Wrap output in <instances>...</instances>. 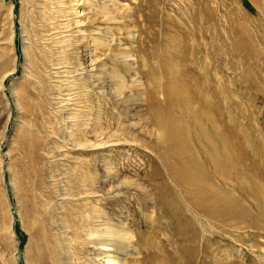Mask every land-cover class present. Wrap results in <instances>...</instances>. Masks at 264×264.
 Wrapping results in <instances>:
<instances>
[{
	"label": "rangeland",
	"instance_id": "obj_1",
	"mask_svg": "<svg viewBox=\"0 0 264 264\" xmlns=\"http://www.w3.org/2000/svg\"><path fill=\"white\" fill-rule=\"evenodd\" d=\"M263 6L264 0H0V264H91L98 247L88 234L102 223L127 234L116 246L125 264L150 262L156 248L165 250L158 264H186L178 252L184 244L171 242V204L159 203L171 200V181L144 129L147 91L162 98L168 83L159 73L162 66L171 73V52L182 58L177 67L191 62L198 70L209 53L225 65L232 27L258 30L264 39ZM255 38L262 78L264 41ZM62 65L67 74L57 79ZM227 70L220 110L253 152L250 173L244 171L263 186L264 100ZM212 222L203 221L211 259L264 264L262 228ZM45 237L53 261L37 255L49 251ZM210 261L199 254L188 264Z\"/></svg>",
	"mask_w": 264,
	"mask_h": 264
},
{
	"label": "bare ground",
	"instance_id": "obj_2",
	"mask_svg": "<svg viewBox=\"0 0 264 264\" xmlns=\"http://www.w3.org/2000/svg\"><path fill=\"white\" fill-rule=\"evenodd\" d=\"M75 6L77 7L76 4ZM84 12L87 14L86 11ZM106 24L108 23L106 22ZM102 25H104L103 21ZM257 31L255 30V34L251 32L245 33L238 27H232L228 31L230 39H227L228 42L225 45L227 62L224 66L220 64V59L216 60L214 53H209L207 60L203 59L204 65L202 64V68L198 70L191 62H185L181 67H179L178 63L177 67L176 63L179 62L178 59L181 57L177 58L171 52V73L164 66H162L163 69L159 73L162 78H165V83H168L167 89L163 88L164 90L161 91L162 98L160 97L161 99H159L156 93L149 91H147L149 93L148 96L145 95L148 97V121L146 120V124L149 127L145 126L144 129L154 137V142L157 146L155 148L158 153L156 158H159L158 162L164 169L169 181H171V191L165 194L171 195V200L159 201V203L171 204V224L174 230L175 228L177 230V238H173L171 235V242L178 240L179 243L184 244V248H180L178 252L181 251L185 255L186 264L191 261L194 263L199 254H203V257L211 260L209 264H221L223 262L211 259V253L206 250L209 239L204 237L206 232L203 221H207L210 226L214 224L212 220H216L221 225H229L230 227L248 226L245 228L255 230L262 228L264 230V217L261 214L264 212V181L261 182L263 185L261 186L250 174L244 171L246 169L250 173V166L254 156L253 152L250 150V153H247L246 148L239 140L241 134L227 125L223 118V111L220 110L222 102L221 79L224 74V68L231 71L235 70L237 72L236 76L242 79L247 89H251L250 92L252 93L255 90L259 97L264 100V87H259V82H264V77L258 76L256 68L259 67L261 69L263 66L259 62L262 52L254 48L256 36L258 37L257 40L264 41V39L263 35ZM58 34H62L60 38L67 37L62 31ZM59 41L56 44H59ZM61 47L60 49L64 53ZM185 58L186 56L183 59L185 60ZM89 62H87V65ZM63 65L57 66L58 69H63ZM52 66L54 67V65ZM65 67L67 69V66ZM61 69L57 72L60 74L57 79L62 77L67 71L65 69L61 71ZM68 74L70 73L68 72ZM54 79L57 80L56 78ZM73 79L75 81L74 76ZM55 80L54 85L51 83L54 87ZM170 83L175 85L171 88ZM73 90L76 91L75 89ZM75 94L78 95L77 92ZM55 97L53 96V98ZM74 97L76 96L74 95ZM60 100L67 103L70 101L69 98L64 97ZM69 110L71 111V109ZM252 173L260 175L261 171L258 170ZM80 197H86V193L78 194V198ZM97 227H100V229H94L92 233L88 234V243L98 247L95 255L89 257L91 260L88 258L90 263L125 264V260H121L117 254L119 253L117 248L119 241L123 239L124 242L126 240L127 234L122 232L124 230L112 228L106 223L99 224ZM169 237L170 235L166 237L168 242ZM46 238H44L45 248L49 251L47 253L38 252L37 255L41 259L47 258L53 261L54 251L48 246L49 243ZM164 251L156 248L151 255L150 262H146L144 259L142 262L158 264L157 261L164 254ZM228 257V261L234 260L237 262L236 259L242 260L233 255L231 257L228 255ZM203 264L208 263L203 262Z\"/></svg>",
	"mask_w": 264,
	"mask_h": 264
}]
</instances>
